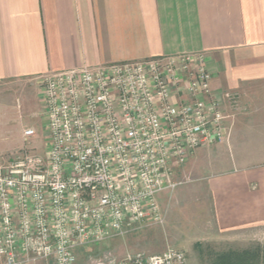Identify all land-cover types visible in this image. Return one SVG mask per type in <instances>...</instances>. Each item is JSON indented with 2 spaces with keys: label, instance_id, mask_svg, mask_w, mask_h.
I'll list each match as a JSON object with an SVG mask.
<instances>
[{
  "label": "built area",
  "instance_id": "1",
  "mask_svg": "<svg viewBox=\"0 0 264 264\" xmlns=\"http://www.w3.org/2000/svg\"><path fill=\"white\" fill-rule=\"evenodd\" d=\"M46 145L0 159V264H75L84 246L162 225L157 196L195 151L226 138L203 53L83 66L36 77ZM232 105L236 95L227 94ZM233 102V103H232ZM106 264H189L184 251Z\"/></svg>",
  "mask_w": 264,
  "mask_h": 264
},
{
  "label": "crops",
  "instance_id": "2",
  "mask_svg": "<svg viewBox=\"0 0 264 264\" xmlns=\"http://www.w3.org/2000/svg\"><path fill=\"white\" fill-rule=\"evenodd\" d=\"M195 53L204 54L212 94L225 98L230 115L226 138L175 172L174 180L192 176L198 191L208 230L195 244H263L264 159L233 150L264 139V0H0V159L22 147L24 130H35L21 121L25 109L42 112L36 77ZM6 122L21 125L14 141L3 137Z\"/></svg>",
  "mask_w": 264,
  "mask_h": 264
},
{
  "label": "rangeland",
  "instance_id": "3",
  "mask_svg": "<svg viewBox=\"0 0 264 264\" xmlns=\"http://www.w3.org/2000/svg\"><path fill=\"white\" fill-rule=\"evenodd\" d=\"M22 112L21 123L33 127L36 131L35 141L32 140L34 143L31 141L30 146L36 153L41 154L46 145V137L42 134L45 127L42 114L38 111L34 114V111L32 112L29 109ZM20 127L21 125L16 122H6L2 129L4 132L3 137L7 138L9 142L14 141ZM243 143L242 148H234L233 154L235 157L239 154L248 155L252 151L258 155L256 157H259L255 158V161L264 159V139L244 141ZM230 158V154H227L226 164L230 163ZM190 177L192 176H185L181 172L180 175L175 177V182L179 185L173 191H165L159 197L157 196L159 214L164 219L162 225L142 224L122 238L118 237L98 244L86 245L81 251H76L75 264H106L110 257L121 259L136 252L148 255L159 254L167 248L184 251L189 264H211L213 253L228 250L242 251L259 244L256 242L235 243L227 241L212 243L203 240L196 243V245L195 240L206 233L208 228L200 220L203 219L204 215L202 216L199 211L197 212L193 197L197 196L198 191H194L196 185L189 183Z\"/></svg>",
  "mask_w": 264,
  "mask_h": 264
},
{
  "label": "trees",
  "instance_id": "4",
  "mask_svg": "<svg viewBox=\"0 0 264 264\" xmlns=\"http://www.w3.org/2000/svg\"><path fill=\"white\" fill-rule=\"evenodd\" d=\"M211 264H264V244H255L242 251L213 253Z\"/></svg>",
  "mask_w": 264,
  "mask_h": 264
}]
</instances>
